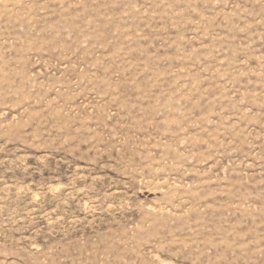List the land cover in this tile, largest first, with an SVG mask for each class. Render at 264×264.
<instances>
[{
	"label": "rangeland",
	"instance_id": "rangeland-1",
	"mask_svg": "<svg viewBox=\"0 0 264 264\" xmlns=\"http://www.w3.org/2000/svg\"><path fill=\"white\" fill-rule=\"evenodd\" d=\"M0 264H264V0H0Z\"/></svg>",
	"mask_w": 264,
	"mask_h": 264
}]
</instances>
